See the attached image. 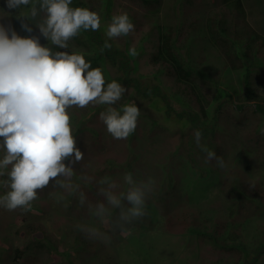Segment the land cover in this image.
Wrapping results in <instances>:
<instances>
[{"label":"rangeland","instance_id":"1","mask_svg":"<svg viewBox=\"0 0 264 264\" xmlns=\"http://www.w3.org/2000/svg\"><path fill=\"white\" fill-rule=\"evenodd\" d=\"M147 1L84 0L86 8L100 15V30L105 39H108L105 33L111 17L120 12L128 13L134 32L109 41L126 52L136 48L138 55L130 56V62L142 82L158 85L169 97L179 91L173 77L154 61L161 32L168 25L178 35L177 45L183 59L191 66L205 68L209 77L217 82L218 91L233 96L217 99L216 102L222 104L221 112L213 126L209 116L208 131L201 139L202 145L223 158L225 166L218 167L215 160L206 163V153L195 143L193 129L172 118L164 120L160 112L147 107L145 100L122 83L121 74L115 68L106 64L101 68L106 81L116 80L127 89L114 107L120 109L125 104L135 103L140 109L134 132L140 140L132 149L122 145L120 140L112 141L106 126L99 120V113L107 107L104 105L70 109L74 135L78 130L77 142L86 144L92 166L111 169L113 179L122 182L128 171L137 179L152 177L156 181L147 200L148 214L136 221L133 229L129 226L130 231L109 232L112 239L108 244L92 241L76 227L81 223H96L86 207H79L78 201L74 197L68 199L67 194L60 201L49 195V192L62 193V190L45 189L27 213L0 209V264H264V211H259L243 196L239 199L240 190L264 198V190L259 188L260 191L255 192L264 180L263 161L258 158L264 152V118L252 114L250 103L242 111L235 110L237 98L243 95L242 74L246 68L252 69L254 92L264 95V68L261 67L264 56L258 58L243 53L234 60L238 69L233 70L222 55L230 51V43L237 39L234 36L240 37L249 31V26L264 34V10L256 15L246 14L245 19L243 14L226 9L222 0ZM217 14V18H234L231 21L234 26L228 23L233 36L222 49L217 48L220 43L217 39H221L210 40L205 26L194 31L195 24L207 23L206 15ZM38 34L39 31L25 35L22 31L20 36L38 37ZM40 43L49 46L41 40ZM84 48L88 50L71 41L68 50L83 53ZM263 50L260 47V51ZM196 91L199 90L196 88ZM188 92L193 94L189 88ZM199 94L211 99L217 93L209 89V92L200 90ZM189 98L192 100L186 97L182 101L173 99L171 103L178 112L200 114L195 97ZM78 118L83 125L76 127ZM93 134L97 145L90 141ZM101 146L103 152H100ZM73 166L78 168L76 164ZM105 171L101 178L108 175ZM95 172L92 175L98 174L96 169ZM92 184L96 192L95 182ZM82 190L89 200L98 199L83 183ZM3 191L0 189V194ZM69 201L74 204L73 211L68 208ZM223 235L227 239L242 237L247 243V256L232 247L230 241L226 242L227 247L217 245Z\"/></svg>","mask_w":264,"mask_h":264},{"label":"clouds","instance_id":"2","mask_svg":"<svg viewBox=\"0 0 264 264\" xmlns=\"http://www.w3.org/2000/svg\"><path fill=\"white\" fill-rule=\"evenodd\" d=\"M73 0H7L9 9H24L21 15L36 21L39 37H22L13 29L0 25V209L32 210L33 202L45 189L58 201L74 197L96 223L76 227L89 240L108 244L109 232L124 233L129 226L144 218L147 200L156 181L152 177L137 179L126 172L122 182L105 175L77 172L73 165L84 161L77 147L70 109L89 105L107 106L99 120L116 140H126L138 125L140 109L135 103L114 107L127 89L116 80L107 82L101 68H93L80 51H67L70 42L82 31H99L101 17L86 7H72ZM28 32L32 28L23 26ZM135 26L127 12L111 17L106 26V39L99 51L111 49L109 40L127 37ZM65 51H53V47ZM135 57V47L128 50ZM195 143L206 153L205 162L224 160L201 144L202 132L193 133ZM67 162V163H66ZM97 186L95 201L89 200L83 184ZM105 228L106 230H102ZM255 261V260H254Z\"/></svg>","mask_w":264,"mask_h":264},{"label":"trees","instance_id":"3","mask_svg":"<svg viewBox=\"0 0 264 264\" xmlns=\"http://www.w3.org/2000/svg\"><path fill=\"white\" fill-rule=\"evenodd\" d=\"M144 1L148 2L147 0ZM222 2L224 3L226 9L234 10L236 11V14H243V18L245 17V19L247 18L246 14L256 15L258 11L260 12L264 10V0H222ZM72 7H86V3L84 2V0H73ZM23 11L24 9H9L7 7V0H0V25L4 26L5 28L10 27L14 31H16L18 35H21L22 31L25 32V35L30 33L36 34L37 31H39L36 27V21L29 20L21 15V12ZM208 14L211 13L209 12ZM218 16V14L214 17L212 15H206L205 19H207V23L201 22L195 24L194 31H198L199 29L201 30L205 26L210 40H212V38L214 37L221 39H217V41L220 42L217 45V48L222 49V47L226 44V40H230L229 37H231V35L233 36V34H231V32L229 31V24H232L234 26V24L231 22L232 20H234V18L228 19V17L224 16L217 18ZM243 18L242 21H244ZM24 25H28L29 27H31L32 32L26 31L23 27ZM249 27L250 32L245 31V33L241 34L240 37L234 36V38L237 39L230 43L231 53H229L230 51H225L226 54L222 53L223 58L227 60V63L231 65V68H233V70L238 69L237 64L234 60H236V57L241 58L243 53L247 55L248 52L250 53V55H254L258 58H262L264 56V50L263 52L260 51V47H263L264 49V34L258 32L253 26ZM262 28H264V23H262ZM177 36L178 35L175 33L173 28L166 25L164 30L161 32V40L157 45V51L154 56V61L157 64H161V66H163V68L166 70V73L173 77L174 81L178 85L179 91H176L171 97L165 95L158 85L148 84L141 81L142 77L136 75L135 68L130 62L131 59L130 55H128V52L121 50L119 47H116L115 44L113 45L109 41V43L112 44V48L106 49L103 53H101L99 49L106 39L102 37L100 29L96 32L82 31L81 34L78 37L73 38L72 41L75 42V44L77 43L78 45L88 48V50H85V48L83 49V54L85 56V59L91 62L93 68H103V66L106 64H109L113 68H115L116 71L121 74L120 80L122 81V83L130 88L131 91L134 92L135 96L145 100L147 107L160 112L164 120H171L172 118L185 127L189 126L194 131L199 129L201 130L203 136L209 128V126L207 125L209 116H211V122L213 126L216 123V120L221 112L222 104L217 103V99L224 96H227V98H231L233 96L227 95L225 93L223 94L221 93V91H218L217 82L209 77L207 71H205V68L191 66L186 60L183 59V57L179 54L180 48L177 45ZM38 37L41 42L49 45L48 41L43 38L40 33L38 34ZM238 40H241L243 44L240 41L238 42ZM52 47L53 51H59V48H55L54 46ZM245 48L246 52H243ZM62 51L65 50L62 49ZM246 55H244L245 58ZM261 67L264 68V65H262ZM252 73V69L248 68L243 71V95L237 98L238 101L235 105V110L242 111L245 105L247 103H250L252 106V114L257 117H259L258 115H260L261 118H264V95L259 94L256 91L254 92L251 80ZM188 88L192 91L193 94L188 92ZM196 88L199 91L205 90L206 92H209L210 89L211 91H214V93L216 91L217 94L213 95L211 99L206 95H203L201 97L199 91H196ZM186 97L189 100H192L189 97H195L194 99L200 106V114H193L191 112H178L174 108L171 100L174 99L182 101ZM78 120L79 122L76 123V127L83 125V123L81 122L82 119L78 118ZM211 130H213V128H211ZM79 135L80 134L77 130V132H75V136L78 138ZM94 137L95 135L90 138V141L92 142V144L97 145L96 138ZM111 140L114 142L118 141L114 138H112ZM139 140L140 138L136 137L134 133V135L129 136L126 140L120 141L122 142V145L125 144L127 148L132 149L134 146H136V144H138ZM97 141L98 143L101 142L99 138H97ZM77 147L84 153L85 156L84 161L76 164L78 168H75L73 166L74 169L78 171L77 176H79V174L81 173H84L94 176L96 180H99L105 170V173L110 175V177L113 176L114 172L111 169L102 168L101 170L100 168H94L92 166L91 160L87 156L86 144L77 142ZM101 151H104V147L100 149V152ZM258 158L263 161L261 165H263L264 167V152L262 155L259 154ZM95 169L97 170L98 174L92 175V172H95ZM236 183H238V178H236ZM85 185L87 186V188H89L90 191L88 190V192L90 194L96 193L93 190V188L95 187L94 184ZM260 185L261 187L258 185L255 192L260 191L259 188L264 190V180ZM240 192L239 199H241V196H243L250 203L257 206L259 211H264V200H262L264 198L262 196L247 195L244 190H240ZM67 198L72 199L71 196H67ZM68 208L72 211L74 210V204L72 205L71 201H69ZM262 217H264V214ZM131 228L133 229V226ZM189 231H193V229H190ZM26 235L28 236L30 235V233H27ZM226 237V235L221 236V242L218 241L217 245L221 247H227V245L229 244H226V242L230 241V245L232 247H235L242 255L247 256V243L242 241V237L239 236L234 239H227ZM48 250L53 249L49 248Z\"/></svg>","mask_w":264,"mask_h":264}]
</instances>
